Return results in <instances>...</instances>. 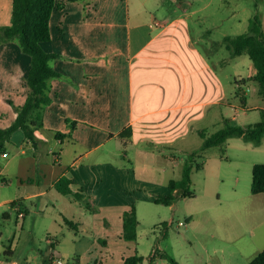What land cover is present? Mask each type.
Returning <instances> with one entry per match:
<instances>
[{"label": "crops", "instance_id": "0c3cea01", "mask_svg": "<svg viewBox=\"0 0 264 264\" xmlns=\"http://www.w3.org/2000/svg\"><path fill=\"white\" fill-rule=\"evenodd\" d=\"M12 1L0 0V26L11 22ZM176 1L56 0L60 5L50 15V39L41 42L45 51L60 54L51 61L60 73L50 81L52 101L44 111L43 128L35 131L44 143L35 149L18 129L5 144L7 155H0V185L14 190L0 204L11 207L14 202L11 210L33 249L20 259L14 257L16 242L4 246L8 264H125L133 255L143 257L139 264H149L160 223L173 217L166 213L145 225L142 214L153 212L151 203L163 204L156 198L169 191L170 179L181 177L186 157L181 154L193 150L190 136L214 132L225 119L240 124L225 107L238 114L237 106H259L247 105L245 87L259 93L257 81L250 79L256 71L252 60L245 51L231 55L225 41L248 32L251 17L244 32L222 30L228 55L220 62L213 60L219 45L212 37L217 17L211 1ZM240 23L238 19L232 29ZM242 55L249 61L240 60ZM230 60L238 77L228 91L219 66ZM30 65V55L16 41L0 43V128L15 120L13 105L26 99ZM71 121L76 127L58 137L56 132L70 131ZM128 127L130 135L120 136ZM206 154L199 170L211 177L228 157ZM199 170L192 171L191 184ZM62 176L72 179L69 193L55 187ZM160 187L167 190L162 193ZM230 199L233 204L225 215L206 211L185 217L186 229L193 224L196 234L210 232L214 240L203 247L206 261L187 250L195 264H248L264 248V192L235 188ZM245 202L249 208H239ZM173 204L163 205L173 209ZM132 208L139 224L136 239L127 240L123 214ZM29 214L33 218L28 220ZM168 238L169 233L158 245L173 253L166 246ZM163 260L157 257L153 264Z\"/></svg>", "mask_w": 264, "mask_h": 264}, {"label": "trees", "instance_id": "16d2710c", "mask_svg": "<svg viewBox=\"0 0 264 264\" xmlns=\"http://www.w3.org/2000/svg\"><path fill=\"white\" fill-rule=\"evenodd\" d=\"M58 5L60 4L56 0H13L11 22L0 26V43L16 41L21 50L31 58V65L26 76L28 88L26 99L22 105H13L17 112L15 120L8 127L0 128V155L5 152V144L10 141L12 133L18 129L35 149L44 143L35 131L43 128L44 111L52 101L50 81L59 77L60 73L51 61L60 57V54L45 51L41 42L50 39V15L53 8ZM225 41L231 55H238L244 51L248 54L256 70L250 79L257 81L259 93L264 94V26L260 15L256 13L251 17L248 32L233 37L227 36ZM237 94L240 96L239 90ZM240 99L244 102L242 95ZM69 127V132H56V135L68 136L76 127V122H69ZM130 133L131 129L128 127L119 135L129 136ZM199 134L203 139L201 147L187 153L182 163L181 177L169 180V191L158 196L155 200L157 203L169 205L174 198L173 191L176 189H179L183 196H195V192L191 189V173L193 170L201 169L207 158L208 148L218 147L219 156L226 159V143L230 138L240 137L245 142L259 145L264 138V109L261 111V119L256 123L232 125L228 119H225L216 131L200 130ZM70 183L72 179L62 176L56 181L55 187L63 193H69L71 192ZM251 191L252 193L264 192V162L255 163L252 166ZM13 204L14 202L11 203V207ZM169 223L168 221L160 223L161 233L156 240L152 255L148 258L149 264H153L157 257L166 259L168 264H182L158 245L159 239L166 237ZM138 224L134 208L124 212L123 237L127 240H135ZM6 251L7 249L4 253ZM142 259L140 255L129 256L125 259V264H139ZM248 264H264V248Z\"/></svg>", "mask_w": 264, "mask_h": 264}, {"label": "rangeland", "instance_id": "374dc122", "mask_svg": "<svg viewBox=\"0 0 264 264\" xmlns=\"http://www.w3.org/2000/svg\"><path fill=\"white\" fill-rule=\"evenodd\" d=\"M168 2L176 3V0H167ZM193 1V0H188ZM212 11H216L217 24L214 26V33L212 35L213 40H218L219 47L217 48L213 60L225 59L228 55V51L225 49V42L222 41V30H226L230 33H241L247 30L248 18L258 13L262 20L264 19V0H210ZM241 20L240 27L232 29V24ZM244 22V23H243ZM216 29V30H215ZM204 43V42H203ZM245 61H249L247 55H242L240 58ZM220 64V63H219ZM220 79L225 86L226 90H232L233 79L238 77L235 61H228L225 64H220ZM241 73H246V68L240 67ZM245 75V74H241ZM240 79V81H242ZM247 92L248 103L247 105H259L255 107H239L238 114H236L235 108L225 107L228 113H233L236 118L242 121L240 125L253 124L261 119V111L264 109V98L256 90L251 87H245ZM230 96V95H229ZM244 110L247 113H243ZM189 144L192 149H198L202 145L201 137L197 135H191ZM243 146L247 147V151L243 150ZM209 153L219 152V148L214 146L207 149ZM182 156H186L187 152H183ZM225 155L227 160L220 161V166H216L213 169V175L208 177L205 171L199 170L193 173V183L191 189L195 191L196 196L186 197L183 196L179 190L175 193L173 198V209H169L168 206L163 204H153L150 206L153 208V212H145L142 214V223L148 225V222L155 221L159 215H165L166 213L172 215V220L168 226L169 238L166 241V246L171 249L173 253L164 249L173 257H182V259L188 264H195V261L187 255V250H191L192 253H200L204 261L207 256L204 245H210L214 240L210 236V232L196 234L195 226L190 224L188 229L184 225H180V221H185V217L203 215L206 211L212 213L214 216L221 215L220 211L225 212L232 206L233 202L230 199V194L237 188L239 192H252V166L254 163L264 162V140L261 145H254L249 142H245L240 137H233L228 141L227 150ZM162 193L167 188L160 187ZM14 194L12 187L7 185H0V201L10 197ZM242 204V205H241ZM239 208L248 209L249 202L239 203ZM10 212V216H5V211ZM28 220L33 218L32 214L28 215ZM217 221L221 222V217H215ZM223 220H225L222 217ZM157 233H159L158 229ZM28 233L22 231L20 227V220L17 212L11 210L8 203L0 204V251L1 257L5 259L3 250L4 246H10L16 242L14 257L22 259L26 253H33L31 245L27 241ZM178 238V239H177ZM180 240V243L177 242ZM261 247V246H259ZM261 247L260 249H262ZM3 249V250H2ZM258 249V248H257ZM257 249H251L250 251H256ZM178 259V258H177ZM215 259L211 262H215ZM163 264H168L166 260H163Z\"/></svg>", "mask_w": 264, "mask_h": 264}, {"label": "built area", "instance_id": "2783aa9c", "mask_svg": "<svg viewBox=\"0 0 264 264\" xmlns=\"http://www.w3.org/2000/svg\"><path fill=\"white\" fill-rule=\"evenodd\" d=\"M2 155L3 156H6L7 153H3ZM19 214L22 215V213H19ZM179 224L180 225H184L185 224V221H180ZM54 262L55 263H60V260L55 259ZM0 264H8V261L6 259H4V258L1 257V251H0Z\"/></svg>", "mask_w": 264, "mask_h": 264}]
</instances>
